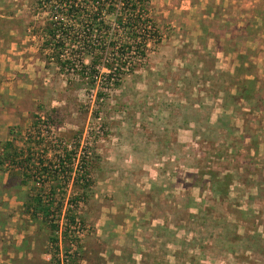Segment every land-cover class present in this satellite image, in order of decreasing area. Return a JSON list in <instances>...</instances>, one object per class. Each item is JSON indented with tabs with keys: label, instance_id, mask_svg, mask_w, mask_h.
<instances>
[{
	"label": "rangeland",
	"instance_id": "obj_1",
	"mask_svg": "<svg viewBox=\"0 0 264 264\" xmlns=\"http://www.w3.org/2000/svg\"><path fill=\"white\" fill-rule=\"evenodd\" d=\"M34 1L0 0V264H264V0H149L109 81Z\"/></svg>",
	"mask_w": 264,
	"mask_h": 264
},
{
	"label": "trees",
	"instance_id": "obj_2",
	"mask_svg": "<svg viewBox=\"0 0 264 264\" xmlns=\"http://www.w3.org/2000/svg\"><path fill=\"white\" fill-rule=\"evenodd\" d=\"M34 2L43 6L46 2L49 8L43 26V31L48 36L44 45L55 54L54 58L61 69L64 70L65 65L70 68L78 65L84 71L89 69L91 80L95 78L92 73L96 72L94 68L99 64L108 69L104 79L108 81L114 80L113 77L117 79L121 76L120 71L130 62L128 54L134 52V48L138 49V44L143 47L150 40L145 37L149 33L143 36L144 32L150 31L153 27L148 11L149 0H44V2L35 0ZM52 17L58 19L60 24L57 25ZM63 21H67L69 26H64ZM76 35L79 41L76 40ZM51 41L58 43L56 47ZM50 45H53L54 49ZM67 45L72 46L68 54L70 57L62 59ZM78 46L80 50L77 51ZM74 48L77 49L73 52ZM108 52H111L112 57H107ZM79 53L90 54L89 64L84 62ZM103 55L105 57L101 61ZM10 145L9 141L4 143L3 150H6L4 158L8 157ZM29 207L46 218L51 204L42 202L39 197H32ZM52 228L55 230V225H52Z\"/></svg>",
	"mask_w": 264,
	"mask_h": 264
},
{
	"label": "crops",
	"instance_id": "obj_3",
	"mask_svg": "<svg viewBox=\"0 0 264 264\" xmlns=\"http://www.w3.org/2000/svg\"><path fill=\"white\" fill-rule=\"evenodd\" d=\"M11 52H13L11 49H9L8 51L0 52V68L1 69L3 70L11 69L15 67L16 63H20L19 59L15 60L14 56L13 57L11 56L12 54ZM1 99L2 98L0 96V133H4V128H3L4 124H6L9 120H11L10 116H13V114L6 111L5 107L3 106V101Z\"/></svg>",
	"mask_w": 264,
	"mask_h": 264
}]
</instances>
